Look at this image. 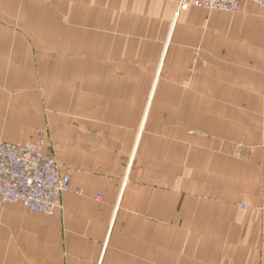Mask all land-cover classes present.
<instances>
[{
    "label": "crops",
    "instance_id": "obj_1",
    "mask_svg": "<svg viewBox=\"0 0 264 264\" xmlns=\"http://www.w3.org/2000/svg\"><path fill=\"white\" fill-rule=\"evenodd\" d=\"M178 1L0 0V139L71 174L0 204V264H264V6Z\"/></svg>",
    "mask_w": 264,
    "mask_h": 264
},
{
    "label": "built area",
    "instance_id": "obj_2",
    "mask_svg": "<svg viewBox=\"0 0 264 264\" xmlns=\"http://www.w3.org/2000/svg\"><path fill=\"white\" fill-rule=\"evenodd\" d=\"M249 0H195L193 5L237 12ZM264 6V0H252ZM189 0L180 1L188 9ZM38 141H0V204L20 203L31 213L53 216L63 209L62 197L70 191L71 175L45 154Z\"/></svg>",
    "mask_w": 264,
    "mask_h": 264
},
{
    "label": "rangeland",
    "instance_id": "obj_3",
    "mask_svg": "<svg viewBox=\"0 0 264 264\" xmlns=\"http://www.w3.org/2000/svg\"><path fill=\"white\" fill-rule=\"evenodd\" d=\"M180 1L181 0L178 1V7H177V10H176V14H175L176 18L180 15V11L182 10V9H180ZM243 2H245V1H243ZM241 4H240V7H241ZM211 10H214V9H211ZM216 11H219V10H216ZM220 11H223V10H220ZM225 12H228V13H231V14H238L240 12V8H239V10L237 12H230V11H225ZM0 25L5 26V27H7V25H10V23L7 20V17H4L3 15L0 16ZM20 27H23V24L22 23L20 24V20H18L17 23H14L11 26V28L17 29V30H15L16 33H21V34H24V35L27 34L24 31V29L20 28ZM0 141H3V140L0 139ZM29 141H38L39 142L38 145L41 147L42 151L45 154H48V155L52 156L56 160V162L59 164L61 170L63 171V169H64L63 165L58 161L57 157L54 154L52 137H51V134H50V132H49V130L47 128H41V129L37 130V132L33 136H31L30 139H28L25 142H29ZM4 142H6V141H4ZM25 142H7V143L16 144V143H25ZM45 148H48L51 152L46 151ZM63 172L70 173L68 170L63 171ZM78 193H82V192L79 191ZM99 197H101V195H99Z\"/></svg>",
    "mask_w": 264,
    "mask_h": 264
},
{
    "label": "bare ground",
    "instance_id": "obj_4",
    "mask_svg": "<svg viewBox=\"0 0 264 264\" xmlns=\"http://www.w3.org/2000/svg\"><path fill=\"white\" fill-rule=\"evenodd\" d=\"M195 0H192V1H190L189 0V2L191 3L190 5H193V2H194ZM255 2V1H254ZM260 5V4H259ZM262 6V5H261ZM200 8H204V7H200ZM206 9H208V8H206ZM182 10H184V9H182ZM214 10H218V9H214Z\"/></svg>",
    "mask_w": 264,
    "mask_h": 264
}]
</instances>
